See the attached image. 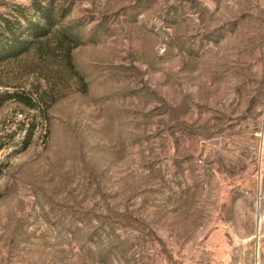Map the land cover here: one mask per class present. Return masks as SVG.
Wrapping results in <instances>:
<instances>
[{"label":"rangeland","instance_id":"obj_1","mask_svg":"<svg viewBox=\"0 0 264 264\" xmlns=\"http://www.w3.org/2000/svg\"><path fill=\"white\" fill-rule=\"evenodd\" d=\"M0 264H264V0H0Z\"/></svg>","mask_w":264,"mask_h":264},{"label":"trees","instance_id":"obj_2","mask_svg":"<svg viewBox=\"0 0 264 264\" xmlns=\"http://www.w3.org/2000/svg\"><path fill=\"white\" fill-rule=\"evenodd\" d=\"M51 8L48 7L47 9H41L40 12H38V19H28V28L25 29L26 33L29 35L27 39H23L21 41H16L17 37L19 35L14 31V29L11 30L10 39H13L9 42V44L6 47L5 55H15L17 51H29L32 48H35L36 51L38 49L41 50L42 46H39V43L41 42L42 36H47L48 32L52 29L54 26V22L52 18L50 17ZM18 39V38H17ZM61 39L64 44L68 43L69 40H71V37L68 33L64 32L61 34ZM65 51V54L70 56L71 52V46L67 45L63 48ZM68 62H71L70 57L68 58Z\"/></svg>","mask_w":264,"mask_h":264}]
</instances>
